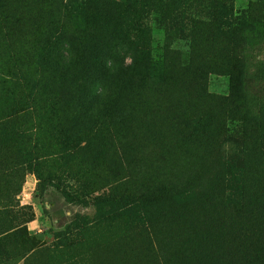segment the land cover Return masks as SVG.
Masks as SVG:
<instances>
[{
  "label": "rangeland",
  "instance_id": "rangeland-1",
  "mask_svg": "<svg viewBox=\"0 0 264 264\" xmlns=\"http://www.w3.org/2000/svg\"><path fill=\"white\" fill-rule=\"evenodd\" d=\"M250 2L264 15V0H232L233 14L240 15ZM211 4L182 0L181 21H208ZM141 23L149 30L153 74L161 70L166 45L181 66L188 64L185 33L165 41L156 14ZM245 37V98L264 104V36L258 31ZM103 55L109 56L105 50ZM109 58L86 90L96 88L95 100L106 105L115 101V69L129 61L124 53ZM20 67L27 88L33 87L38 72L26 70L25 63ZM47 78V73L40 76L43 82ZM17 82L8 93V85H0V264H264V122L259 115L252 116L250 127L241 118L243 110L224 116L222 142L198 167L201 177L193 165L203 162L207 132L199 131L185 144L169 135L165 147L115 172L114 162L100 159L90 165L87 154L68 151L64 140L72 136L54 130L55 123L39 120L37 113L23 116L17 103L27 90ZM203 86L204 96H179L182 114L176 116L188 122L211 105L218 108L228 95L226 75L207 73ZM150 98L146 95L142 104ZM143 108L133 112L134 124ZM142 119L147 124L153 117ZM177 122L171 128L182 130L180 118ZM250 147L253 156L247 157Z\"/></svg>",
  "mask_w": 264,
  "mask_h": 264
},
{
  "label": "trees",
  "instance_id": "trees-1",
  "mask_svg": "<svg viewBox=\"0 0 264 264\" xmlns=\"http://www.w3.org/2000/svg\"><path fill=\"white\" fill-rule=\"evenodd\" d=\"M211 3L208 21L183 22L182 0H0V85H8V93L20 85L15 80L23 83L27 93L17 103L23 116L37 113L39 120L55 123L54 130L72 136L64 140L68 151L87 154L90 165L98 164L100 159L106 164L114 162L115 172L165 147L169 135L185 144L193 133L207 132L203 162L193 165V173L201 177L198 167L205 166L216 142H222L224 116L243 110L245 125L251 126L254 114L264 122V104L245 98L243 56L245 35L259 31L264 36V15L252 2L237 16L232 11V0ZM149 13L158 16L165 41L178 33L186 34L190 49L186 66L180 65L177 53L166 45L161 70L152 73L149 30L141 23ZM104 50L109 56L103 55L102 59ZM121 53L129 60L115 69L123 85L116 82L115 101L106 105L95 100L96 88L88 93L86 90L96 82L102 68H107L110 55ZM21 63L28 66L26 70L38 72L33 87L27 88ZM44 73L50 81L40 80ZM207 73L228 77V95L217 104L218 108L211 105L186 122L187 118L176 116L182 114L179 96L194 92L204 96ZM148 94L151 100L142 104ZM142 106V117L134 124L133 112ZM256 108L258 113L254 112ZM146 115L153 119L142 124ZM179 118L182 130L178 131L171 128V123L178 124ZM3 123L0 121V126ZM80 141L83 146H79ZM252 148L246 149L247 157L253 156ZM218 155L216 152L213 157ZM219 163L226 172V165Z\"/></svg>",
  "mask_w": 264,
  "mask_h": 264
}]
</instances>
